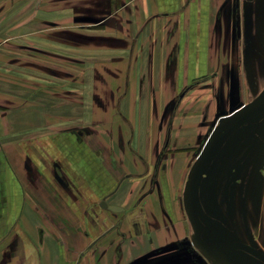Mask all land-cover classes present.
Segmentation results:
<instances>
[{
  "label": "crops",
  "instance_id": "obj_1",
  "mask_svg": "<svg viewBox=\"0 0 264 264\" xmlns=\"http://www.w3.org/2000/svg\"><path fill=\"white\" fill-rule=\"evenodd\" d=\"M71 2L73 15L103 16L91 21L78 18L71 29L88 27L94 31L92 35L103 33V45L96 49L97 43L93 49L96 61L103 65L102 91L107 96L102 102L97 100V87H90L91 102H81L88 107L82 114V124L77 121L73 126L64 123L63 115L78 102L65 107V87L48 86V60L29 49L34 42L40 48L55 51L56 64L58 59L63 64L68 42L64 32L69 28H65L62 19L49 23V0L35 3L34 12L31 3L17 10L14 0L13 7L0 9V16H4L0 20V264H154L150 262V249L164 243L170 231L155 193L142 205L137 203L145 190L141 187L143 178L124 181L113 198L114 203L128 209L126 217L124 213L115 215L101 209L98 202L125 173L140 174L145 166L153 169L154 137L159 132L161 138L160 126L168 124L164 123V110H169L167 104L172 96L210 74L218 78L234 57L243 60L252 54L255 59L256 45L261 42L256 18L258 15L264 32V17L251 4L238 9V18L235 17L234 0ZM63 3L50 2L54 9L50 11L63 17ZM33 14H39V24H33ZM247 19L251 26L246 39L242 30ZM49 26L55 27L54 34L48 32ZM238 28L239 37L235 35ZM21 34L23 41L18 39ZM33 35H39V44ZM249 38L253 48L246 51ZM20 42L24 45V63L22 75H17V65L8 59L9 50ZM79 47L73 39L67 61L77 63ZM89 49L92 50L90 46ZM33 57H38L39 65L34 76ZM96 76L95 81L100 77ZM77 88L66 89L76 95ZM80 94L85 92L81 90ZM49 110L62 115L55 121L54 131H49L53 125ZM97 110L105 112L103 119H96V114L102 115ZM179 115L177 111L173 117L174 127L182 121L184 130L176 135L180 141L191 140L195 136L192 126L189 130L184 126L191 118L184 113L185 118ZM131 127L133 148L145 157V162L123 148ZM171 168L172 161L169 175L176 172ZM182 168L178 176L185 171ZM170 182L173 190L182 183L177 177ZM120 221L119 229H113ZM173 221L181 232L182 221L176 217ZM120 232L125 233V238L122 254L115 261V248L122 241ZM101 235L104 236L95 245L97 253L92 254L90 246Z\"/></svg>",
  "mask_w": 264,
  "mask_h": 264
},
{
  "label": "flooded vegetation",
  "instance_id": "obj_2",
  "mask_svg": "<svg viewBox=\"0 0 264 264\" xmlns=\"http://www.w3.org/2000/svg\"><path fill=\"white\" fill-rule=\"evenodd\" d=\"M250 4L253 5L257 14L264 17V0H234L235 17L238 18L237 11L240 8H249ZM235 24L236 27H239L237 20H235ZM250 26L251 23L247 19L242 30L243 33H246V39L249 35ZM255 26L258 29V37L261 38L260 45H256L258 47V55L255 56V59L252 58V54L246 55L243 60L239 56L234 57L233 62L227 64L228 69L218 77L217 86L214 87L211 97L206 99L202 108L197 135L191 140L180 141L176 132L184 128L182 124L174 127L173 116L176 113V109L178 110L179 108L183 109L185 115L190 112L192 106L189 103V95L196 86L199 85L202 90L207 85L205 82L200 83L201 81L185 86L180 92L171 97L169 109L172 107L170 112V114H173L172 118L169 119L166 126H160L161 138L159 137V132L154 137L152 146L154 152L153 169L150 170L148 166H145L140 174L135 172L125 173L119 182L116 183L113 190L105 194L98 202L101 209L108 210L115 215L124 213L126 217L128 209L114 203L113 198L124 181L132 177L143 178L141 187L144 186L145 190L140 193L137 203L142 205L148 196L155 193V200L161 205L164 221L168 224V230L170 231L169 238H166L164 243L150 249V251H153L150 262L154 264H235L234 262L240 261V257L232 254L233 251L246 253L251 260L249 264H264L262 257L247 248L239 246L210 248L208 246L243 244L264 255V246L261 238L264 231L259 229L258 232L251 230V226L257 227V225H261L256 223V219L262 218L260 214L264 212V134L254 133L249 135L246 140L244 137L233 136L232 150L225 152L226 155L220 164L212 161V165H209L206 170L204 169L209 173L203 170V174L200 176L199 173H201V167L204 168L203 163L205 160L199 167L193 184L194 194H192V198H190V191L187 190V180L190 171L210 140L211 135L206 139L207 131L209 124L215 118V114L210 113L211 107L214 105L215 110L218 112L226 111L235 102L239 103L242 101L247 103L248 95L256 92V87L264 89V32L261 30L258 15ZM235 35L239 37L240 28L235 32ZM252 48L253 43L249 38L245 49L246 51L249 49L251 51ZM235 83L237 84L238 95H240L238 99L233 98V95H235L233 90ZM262 94L264 92H261ZM200 95L194 98L195 104L196 101L201 99ZM260 96L257 95L252 100L258 99ZM163 120H161L162 124H164ZM133 132L131 127V134L123 142V148H128L136 158L145 162V157L133 148ZM226 146L227 143L223 144L221 140V144L216 148L215 154ZM171 161L173 171L175 169L176 172L169 175L168 169ZM215 164H218L217 168H215ZM182 166H184L185 171H181L180 176H178L180 170H183ZM214 168L216 170H213ZM225 168L232 174L231 183L220 182L221 173ZM212 171L215 172L210 176ZM176 177L182 183L177 185L179 188L173 190L170 179L175 180ZM196 188L199 206H197L195 199ZM191 199L194 206L196 228L188 214ZM112 205L121 209L115 211L111 209L110 206ZM175 217L183 223L181 232L175 226L173 221ZM239 217L242 218L245 227L244 233L246 237L244 239L238 235L237 224ZM250 221L251 223L249 224ZM145 222L147 223L144 228L147 229L149 222L148 220ZM231 224H233V227H231ZM120 225L121 221L114 224L113 229H119ZM147 234L146 232L145 235ZM120 235L122 236V241L115 248V261L119 260L122 254L121 245L125 238V233L120 232ZM103 236L97 237L90 246L92 254L97 253L95 245ZM228 251L232 253L229 254Z\"/></svg>",
  "mask_w": 264,
  "mask_h": 264
},
{
  "label": "rangeland",
  "instance_id": "obj_3",
  "mask_svg": "<svg viewBox=\"0 0 264 264\" xmlns=\"http://www.w3.org/2000/svg\"><path fill=\"white\" fill-rule=\"evenodd\" d=\"M14 1H15L14 5H16L17 10H22L25 3H31L32 11L34 12L35 11V5H36L35 3L40 2L41 0H14ZM50 2H54V0H49V5H48L49 10L47 11L49 23L55 24L56 20L58 18V19L63 20V22L65 23V28H69L68 29L69 31L64 32V37L68 39V40L65 39V41H68L67 43H65V46H66L65 52L67 51L66 52L67 55L64 54V60L65 61L63 62V64H59V59H58V64H56V58L58 55L55 53V51L45 50L43 48H40L34 42L32 43L31 48H29V49H31L32 52L37 54V55L42 54V60H45V59L48 60L47 62L49 65L47 66V68H48L47 72L48 73L46 76L48 86L49 87H55V84H58V85L62 84L63 87H65L64 88L65 92L63 93L64 94L63 97H64V102H65V107L68 104H72L73 102H78V103H74V104H77L75 106V108L71 107L70 111H67V112L64 111V115H63L64 123L73 126L78 121L82 124V120H83L82 118L84 117V116H82V114L84 111L85 112L87 111L88 107H87V105H84L81 102H83V101L86 103H87V101L91 102L92 94L91 93L89 94L90 87H92V86L97 87V92H99V93H96L97 95L95 96V98L97 100H101V102H102L107 97L104 95V92L102 91V88L104 87V84H105L104 83L105 79H103V77H101L103 75V73L100 70H102L103 65H102V63H99L96 61L97 55L93 49L95 47V44H97V43L98 44L96 46V49H98L100 47V45H103L104 36L102 35L103 33L101 35H92L91 33L94 31L89 30L90 28H88V27H84V29L77 28V29L73 30V29H71V27H72L71 24L73 21H77L78 18L80 20H83V19L88 20L89 19L91 21L93 19H98L99 17H103V16H101V15L86 16L82 13H80V14L76 13V15H73L72 10L70 9L72 6L71 0H69V1L63 0V2H64L63 6L65 8H64V14L62 17L61 15H56L55 12L50 11V10H54L53 7L50 6L51 5ZM14 5L12 3V0H0V9H2L4 7L2 11L7 10L11 6L13 7ZM53 5H54V3H53ZM19 16L20 15H17V20H16L17 23H19L21 21ZM3 17L4 16L1 15L0 20H2ZM32 22H33V24L34 23L39 24V22H40L39 21V14H33ZM49 27H51V26H49ZM54 28L55 27L49 28L48 32L49 33L52 32L54 34L55 33ZM96 32L99 33L100 31H96ZM34 36L35 35H33V38L37 39L36 43L39 44V42H40L38 40L39 35H37L36 37H34ZM50 37H52V39H55L54 35L53 36L49 35V38ZM18 39H19V41H23V39H24L23 34H21ZM73 39L80 46L79 47V53H77V55H80V56L78 58H76L77 63L67 61L68 59L71 58L70 57V54H71L70 48H71V43H72ZM23 46H24L23 43L20 42V43H17L16 47L9 50L10 58L8 60L13 62V64L17 65L16 66V71H17L16 74L17 75H19V74L22 75V73H23V63H24V61H23L24 60L23 59L24 47ZM89 46L92 49L91 51H89L90 50ZM67 48L69 50H66ZM97 52L99 53V50H97ZM99 54H100V58H102V53H99ZM14 56H15V59H14ZM37 59H38V57H33V61L31 62V65L33 66V76L36 75V70H39L38 69L39 65L37 66L38 61H36ZM84 73H87V75H86L87 78L83 77ZM37 74L39 75V73H37ZM95 74L97 75L96 77L100 76L101 78L99 77V79H96V81H95V79L93 78ZM199 81H201L200 83L205 82L207 85H205L206 87H203L202 90L200 89L201 87L199 85L196 86L194 88V90L191 92V94L189 95V100H190L189 103H190V106H192V108L186 116L188 118H191V121L188 119L184 123V126H186L188 128H190L192 126L191 127V129H193V130H191V132H193L192 135H197L198 125H199V122L201 119L202 108L206 102V99L211 97V93H212L214 87L217 86L216 82H218V78H215L213 76V74L212 75L210 74V77L201 79ZM236 85L237 84L235 83L234 87H233V90L235 93V95H233V98L238 99V97L240 95H238V90H237ZM72 86L78 87L77 90L76 89L74 90V93H76V95L72 94L71 90L68 91L69 89H66L67 87H72ZM88 86H89V89L87 90ZM57 87H60V85ZM257 89H258V87H256V92H254L253 94L251 93L250 95H248V97L246 96L247 99L249 98L247 103H243L242 101H240L239 103L235 102V104H233V106L231 105V107L228 108L229 110L227 109L226 111L218 112L215 110V107L213 105L211 107L210 113H214L215 118L209 124L206 139L212 134L215 127L220 123L222 118H224L225 116L230 115V114L238 111L241 108L250 106L256 102L264 101V94L261 95V92H264V89H260V88L258 90ZM81 90H82V92H85V94H83V95L80 94ZM199 95H200L201 99L196 101V104H195L194 98L196 96H199ZM257 95L258 96L261 95L260 98L252 100L253 98L257 97ZM169 102H168L167 106L170 105ZM97 105H98V103H97ZM110 106H113V105H110ZM158 109L161 110L162 108H158ZM171 109H172V107L168 111H166V108H165L164 112L167 115H166V120L164 123H166V121H169V119L172 118L173 114H170ZM177 111L181 114L179 116H182V118H185L183 115V109L182 108H179L178 110L176 109L175 112H177ZM97 113H100L102 115L100 116V115L96 114V119L97 120L103 119V114L105 112H103V110H100V111L97 110ZM61 117H62V115L59 114V111L57 114L54 110L53 111L49 110V120H50V122L53 123V125L50 124L51 126H49V131H54L56 129L55 121L56 120L59 121L61 119ZM89 117L91 118L92 114H90ZM162 117H164V116H162ZM162 117H160L161 118L160 121L163 119ZM117 118L119 120H121L120 116H115V119H117ZM180 118L181 117H178V119H180ZM100 121H102V120H100ZM233 122L234 121L228 122L224 126V128L221 130V132L219 133V134H222L223 136L220 137V140L217 142L218 144H216L213 147V150L206 157V159L203 163L204 168L201 167L202 170H200L201 173H199V176L201 174H203L204 169L206 170V168L209 165H212L211 164V163H213L212 161H214V163L218 162V164H220L221 160H223L225 155H226L225 152L232 150L231 145H233V142H232L234 140L233 136L244 137L246 140V138L251 134H254V133L255 134H264V111L259 112V113H255L251 116L246 117L244 119V121H242L240 124H238L235 127H233ZM89 123H90V121H89ZM96 124H99V123L96 122ZM178 124H182V121H180ZM178 124H176V126ZM65 128H68V126L65 125ZM188 128H185V129L189 130ZM90 130L93 131L91 128H90ZM117 130H120V128L118 127ZM188 132H190V131H188ZM221 140L223 141V144L226 142L227 146L225 148L219 150V152L217 154H215V150L218 146H220ZM218 164L217 165L215 164V168L218 167ZM215 168L213 170H216ZM205 170H204V172L207 173L208 171H205ZM214 172L215 171H212V174H210V176H212ZM220 177H221L220 182H229V183L232 182V179H231L232 174L230 171L228 172L227 168H225V170L221 173ZM261 211H263V209H261ZM260 215L262 218H257L256 223L257 224L259 223L261 225L260 226L257 225V227L251 226L252 231L258 232V229L264 231V222H263L264 221V212H262ZM238 221H239L237 224L238 225V231H239L238 235L244 239L246 237L245 233H244V230H245L244 223H243L241 217H239ZM250 223H251V221L249 222V224ZM232 225L233 224H231V227H233ZM235 225H236V223H235ZM261 238H262L263 246H264V234H262ZM228 253L231 254L232 252L228 251ZM232 254H236V255H238V257H240V261L234 262L235 264H237V263L238 264H249V262L251 261L246 253L233 251Z\"/></svg>",
  "mask_w": 264,
  "mask_h": 264
},
{
  "label": "water",
  "instance_id": "obj_4",
  "mask_svg": "<svg viewBox=\"0 0 264 264\" xmlns=\"http://www.w3.org/2000/svg\"><path fill=\"white\" fill-rule=\"evenodd\" d=\"M264 111V101L261 102H256L250 106L244 107L239 109L238 111L225 116L224 118H222V120L220 121V123L218 124V126L215 128V130L212 132L211 136H210V140L208 141L205 149L202 151V153L200 154V156L198 157V159L196 160L195 164L193 165L188 180H187V190L190 191V198H192V194H194V181L197 175V172L199 170V167L201 166V164L203 163V161L206 159V157L208 156V154L210 153V151L213 149V147L215 146V144L220 140V137H222V134H219L221 132V130L224 128V126L230 122V121H234L233 122V127L237 126L238 124H240L242 121H244V119L248 116H251L255 113H259ZM232 127V128H233ZM195 199H196V203L197 206H199V202H198V197H197V188L195 189ZM191 205L190 207H188V214L190 219L192 220V223L195 225L196 228V222H195V213H194V206L192 205V199L190 200ZM111 209L118 211L121 208H119L118 206H110ZM210 248H226V247H230V246H239V247H243V248H247L248 250L254 252L255 254H257L258 256L262 257L264 259V255L261 254L260 252L246 246L243 244H234V245H230V244H221V245H208Z\"/></svg>",
  "mask_w": 264,
  "mask_h": 264
}]
</instances>
